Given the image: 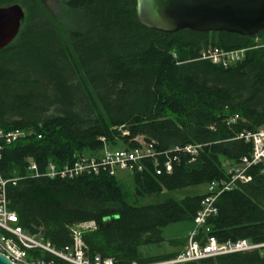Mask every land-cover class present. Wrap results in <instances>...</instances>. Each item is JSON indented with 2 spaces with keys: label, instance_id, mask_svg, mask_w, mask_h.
Listing matches in <instances>:
<instances>
[{
  "label": "trees",
  "instance_id": "obj_1",
  "mask_svg": "<svg viewBox=\"0 0 264 264\" xmlns=\"http://www.w3.org/2000/svg\"><path fill=\"white\" fill-rule=\"evenodd\" d=\"M14 4L25 19L0 51V130L26 134L0 144V179L17 226L60 251L73 245L74 227L93 223L80 234L87 259L143 264L175 257L182 250L146 256L141 249L165 242L170 225L192 224L205 194L138 202L224 179L250 156L251 145L236 137L264 125V45L254 42L264 32L159 33L137 22L134 0H63L59 28L38 0H0V7ZM210 47L244 49V58L223 68L201 59ZM138 139L170 152L172 171L156 175L145 160L132 174V193L117 174L46 176L49 164L59 171L82 158L99 159L104 149L135 148ZM187 145L200 146L194 161L172 152ZM261 170L249 168V183L217 198L208 236L264 244ZM203 232L196 240H204ZM168 244L183 249L186 237ZM26 258L70 264L41 250H28ZM193 264H264V248Z\"/></svg>",
  "mask_w": 264,
  "mask_h": 264
},
{
  "label": "built area",
  "instance_id": "obj_2",
  "mask_svg": "<svg viewBox=\"0 0 264 264\" xmlns=\"http://www.w3.org/2000/svg\"><path fill=\"white\" fill-rule=\"evenodd\" d=\"M244 54V49L228 51L216 55L215 61L223 68H227L241 61L244 58ZM212 57L210 51L201 54V59L203 60H210ZM234 120L231 119V122ZM25 134L26 132L19 130L10 133H4L0 130V144H12L18 138L24 137ZM236 139L250 144L252 147L251 154L248 158H243L237 167L229 168L227 170V176L224 179L212 181L207 185L205 195L200 201L199 210L193 219L192 230L187 235L185 247L171 259L143 264H193L207 258L264 248V244L254 245L245 240L219 243L214 237L208 236V230H205L208 221L217 216L215 202L221 194L233 190L238 183H249L251 178L247 175V171L253 166L261 165V173L264 174V125L253 132L244 131ZM1 148L2 146L0 145ZM199 149L200 146L187 145L183 148H175L172 152L189 155L191 157L190 161H194ZM169 153L165 151L157 152L154 149L153 142H141L137 147L130 150L104 149L99 159L88 160L82 158L59 171L56 170L54 165L49 164L46 176L49 178L60 177L73 179L83 174L98 175L100 173H107L109 176H115L118 172L134 174L142 171L145 160L152 161L156 175H160L163 169L165 173H171V162L167 159ZM161 156L166 159L163 164H159L157 160V157ZM30 170L34 171L35 165H32ZM6 183V181L0 179V253L9 260L15 264H54L53 261L27 260L26 254L28 250H41L58 260L70 264H114L111 259H101L99 256H95L92 259L85 258L80 234L83 230L93 229V223L74 227L72 229L73 245L65 247L60 251L44 243L38 236H31L25 233V231L17 226L16 215L7 209L4 193ZM201 232L204 233V240L202 242L196 240ZM130 264L140 263L131 262Z\"/></svg>",
  "mask_w": 264,
  "mask_h": 264
},
{
  "label": "water",
  "instance_id": "obj_3",
  "mask_svg": "<svg viewBox=\"0 0 264 264\" xmlns=\"http://www.w3.org/2000/svg\"><path fill=\"white\" fill-rule=\"evenodd\" d=\"M137 22L151 30L175 34L223 32L256 37L264 32V0H134ZM25 11L18 4L0 7V51L19 34ZM0 264H15L0 253Z\"/></svg>",
  "mask_w": 264,
  "mask_h": 264
},
{
  "label": "rangeland",
  "instance_id": "obj_4",
  "mask_svg": "<svg viewBox=\"0 0 264 264\" xmlns=\"http://www.w3.org/2000/svg\"><path fill=\"white\" fill-rule=\"evenodd\" d=\"M38 2L41 4L42 8L45 10L47 15L51 18L54 25L57 27H60V23L58 22V16L62 12V2L63 0H38ZM23 28V22L21 24L20 31ZM255 43L264 45V39L257 38L254 41ZM207 51H210L212 54V58L208 61H210L214 65H220L216 60V55L223 54L224 51L217 49L216 47L208 48L207 50L203 51L202 54L207 53ZM218 52H221L218 54ZM226 53V52H225ZM50 112H47L44 117L49 114ZM143 142V139H138V143ZM117 177L120 180V184L123 187V190L127 193L133 192V181H132V174H129L127 172H118ZM202 193L205 194V189L202 187L193 188V189H185L181 191H174V192H164L160 197L158 198H146L144 200H141L138 202V204H150V203H159L162 200L166 198H173L175 200H179L184 198L185 196L193 195V193ZM192 228V224L189 223H177L168 226L163 231V237L165 239V242H163L161 245H151L146 246L141 249L142 253L144 255H162L166 253H171L174 251H180L182 249L172 247L168 244L169 240L172 239H183L186 237L187 232H189ZM187 240V237H186ZM187 242V241H186ZM186 245V244H185ZM185 247V246H184ZM183 247V248H184Z\"/></svg>",
  "mask_w": 264,
  "mask_h": 264
},
{
  "label": "crops",
  "instance_id": "obj_5",
  "mask_svg": "<svg viewBox=\"0 0 264 264\" xmlns=\"http://www.w3.org/2000/svg\"><path fill=\"white\" fill-rule=\"evenodd\" d=\"M206 187H207V185H206V186H203V188L205 189V192H206ZM197 188H198V187H197ZM194 189H195V188H194ZM198 192H199V191H198ZM198 194H202V193H200V192H199V193H193V195H198ZM190 196H192V195H190ZM179 200H180V199H179ZM191 230H192V228H191ZM191 230H190V231H191ZM190 231H189V232H190ZM189 232H187V235H188ZM187 235H186V237H187ZM186 241H187V240H186ZM141 252H142V251H141ZM143 255H144V254H143ZM146 256H154V255H146Z\"/></svg>",
  "mask_w": 264,
  "mask_h": 264
}]
</instances>
